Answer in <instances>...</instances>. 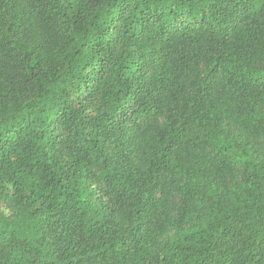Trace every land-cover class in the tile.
<instances>
[{
    "label": "trees",
    "instance_id": "obj_1",
    "mask_svg": "<svg viewBox=\"0 0 264 264\" xmlns=\"http://www.w3.org/2000/svg\"><path fill=\"white\" fill-rule=\"evenodd\" d=\"M0 264H264V0H0Z\"/></svg>",
    "mask_w": 264,
    "mask_h": 264
}]
</instances>
